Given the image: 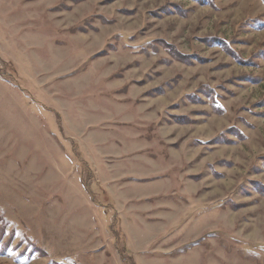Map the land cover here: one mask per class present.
<instances>
[{"label": "rangeland", "instance_id": "obj_1", "mask_svg": "<svg viewBox=\"0 0 264 264\" xmlns=\"http://www.w3.org/2000/svg\"><path fill=\"white\" fill-rule=\"evenodd\" d=\"M203 1L0 0V264H264V4Z\"/></svg>", "mask_w": 264, "mask_h": 264}, {"label": "trees", "instance_id": "obj_2", "mask_svg": "<svg viewBox=\"0 0 264 264\" xmlns=\"http://www.w3.org/2000/svg\"><path fill=\"white\" fill-rule=\"evenodd\" d=\"M199 1V0H195ZM203 1V0H202ZM264 4V0H261ZM203 3H208L206 0L203 1ZM255 23H258L260 20H253ZM207 45L218 46L224 53H226L228 56H230L237 64H248L251 63L254 60V57L244 59L242 56L239 55V53L230 46L229 42L224 38H217V37H207L204 39ZM151 49H142L141 53L145 54L149 51L158 52L160 49L164 50L167 54L168 58L171 62H177L182 65L186 66H194L197 64H204L207 62L206 58L193 56V54H186L181 51H179L174 45L168 44L164 41L156 42L155 44L151 45ZM263 58H264V52H263ZM213 93L216 94V91L209 86L206 85H200L196 93H190L189 95H186V99L189 100V102L194 101L197 103H203L201 97H205L207 99H213ZM200 95V96H198ZM216 101V100H215ZM193 103V102H192ZM217 138V137H216ZM263 193V192H261Z\"/></svg>", "mask_w": 264, "mask_h": 264}]
</instances>
